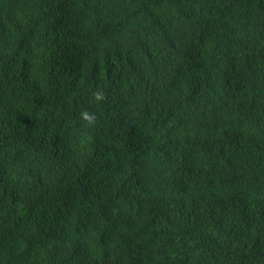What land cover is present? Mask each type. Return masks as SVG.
Listing matches in <instances>:
<instances>
[{"label": "trees", "instance_id": "trees-1", "mask_svg": "<svg viewBox=\"0 0 264 264\" xmlns=\"http://www.w3.org/2000/svg\"><path fill=\"white\" fill-rule=\"evenodd\" d=\"M0 264H264V0H0Z\"/></svg>", "mask_w": 264, "mask_h": 264}, {"label": "clouds", "instance_id": "clouds-1", "mask_svg": "<svg viewBox=\"0 0 264 264\" xmlns=\"http://www.w3.org/2000/svg\"><path fill=\"white\" fill-rule=\"evenodd\" d=\"M82 118H83L85 121H89V122H91L92 119H93V117L90 116L87 112L82 113Z\"/></svg>", "mask_w": 264, "mask_h": 264}]
</instances>
